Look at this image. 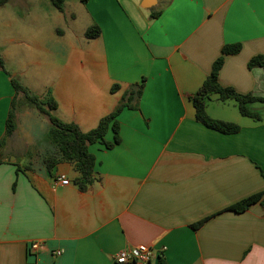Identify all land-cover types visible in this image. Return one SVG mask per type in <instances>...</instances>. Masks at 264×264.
Instances as JSON below:
<instances>
[{"label": "crops", "instance_id": "crops-1", "mask_svg": "<svg viewBox=\"0 0 264 264\" xmlns=\"http://www.w3.org/2000/svg\"><path fill=\"white\" fill-rule=\"evenodd\" d=\"M144 1L83 3L89 27L101 29L90 40L103 54L92 47L79 62L84 70L57 71L46 87L56 116L88 131L143 84L139 109L118 115L120 142L89 145L96 180L86 191L71 163L49 171L27 159L16 114L15 131L0 145V264H113L119 250L139 244L165 248L150 264H264V207L228 209L264 191V114L240 118L236 105L212 94L208 114L240 126L224 133L197 120L191 98L223 46L235 43L241 49L224 56L221 84L264 97V69L248 67L264 53V0ZM3 59L0 141L16 96V73ZM214 100L223 106L211 109ZM105 139L114 140L112 128ZM61 175L68 184L56 183Z\"/></svg>", "mask_w": 264, "mask_h": 264}, {"label": "rangeland", "instance_id": "rangeland-1", "mask_svg": "<svg viewBox=\"0 0 264 264\" xmlns=\"http://www.w3.org/2000/svg\"><path fill=\"white\" fill-rule=\"evenodd\" d=\"M63 7V11L58 10L51 0H9L0 7V56L5 58L6 67L16 73V79L31 93H42L39 96L43 99L51 94L46 87L57 79V71L84 70L79 62H84L86 51L92 47L96 46L97 53L103 54L102 46L95 45L85 35L89 17L83 2L65 0ZM212 102L215 103L211 109L223 106L220 101ZM228 102L233 107L236 105V115L242 118L237 103ZM262 106L258 102L252 105L264 114ZM16 114L19 130L29 143L28 150L32 151L31 158L27 159L38 165L53 147L48 136L52 123L22 93L17 99ZM52 114L56 116L54 110ZM18 144L21 145L20 140ZM18 161L21 163L22 159Z\"/></svg>", "mask_w": 264, "mask_h": 264}, {"label": "trees", "instance_id": "trees-1", "mask_svg": "<svg viewBox=\"0 0 264 264\" xmlns=\"http://www.w3.org/2000/svg\"><path fill=\"white\" fill-rule=\"evenodd\" d=\"M8 1L9 0H0V7L5 5ZM51 1L58 10H64L63 5L65 0ZM81 1L83 3L87 2V0ZM100 33V27L94 24L86 30L85 35L88 39H94L97 38ZM240 49V43L224 45L222 48V55L213 63L211 74L206 77L200 90L191 96L196 110L197 120L209 128L224 133H236L240 130V126L234 122L213 118L208 114L206 104L212 94H217L218 99L221 101L234 100L243 116L258 120L261 118L260 113L250 108L249 105L256 102L264 103V97L256 96L252 93H240L234 87L221 84L219 80V70L224 63V56L228 54H236ZM4 64V59L0 56V67L5 70ZM248 67H262L264 69V53L253 56L248 62ZM11 82L14 86L16 96L12 101L11 109L6 121V132L0 141V145L3 144L16 129L17 95L22 93L26 97V100L40 113L47 115L52 123L48 136L53 147L43 156V163L49 171L61 161L71 163L75 171L78 173L74 178V183L78 185L81 191H86L96 180L94 169L96 158L95 155L89 151V145L101 142L108 148H111L118 144L121 139L119 135L118 115L126 107L139 109L137 102L143 92V84L132 86L122 96L118 105L109 114L100 119L95 128L84 131L77 123L63 121L52 114V111L57 108L58 104L51 94H47V98L43 99L39 95L31 93L30 90L15 77H11ZM117 87L119 86L114 85L112 90H115ZM109 128H112L114 131L113 141H107L105 139ZM255 203H260L264 207V191L243 198L228 209L242 212ZM203 222L204 220L200 221L197 225H200ZM159 261V264H165L162 258Z\"/></svg>", "mask_w": 264, "mask_h": 264}, {"label": "built area", "instance_id": "built-area-1", "mask_svg": "<svg viewBox=\"0 0 264 264\" xmlns=\"http://www.w3.org/2000/svg\"><path fill=\"white\" fill-rule=\"evenodd\" d=\"M69 181L66 176L61 175L57 178L56 183L68 184ZM30 248L32 250H38L40 248L39 242L33 241ZM164 249L163 247L161 250H156L145 244L125 247L113 256V264H150L153 259L163 256ZM55 253L60 254L59 251Z\"/></svg>", "mask_w": 264, "mask_h": 264}, {"label": "water", "instance_id": "water-1", "mask_svg": "<svg viewBox=\"0 0 264 264\" xmlns=\"http://www.w3.org/2000/svg\"><path fill=\"white\" fill-rule=\"evenodd\" d=\"M155 0H145L143 3L144 7H151L152 5H154Z\"/></svg>", "mask_w": 264, "mask_h": 264}]
</instances>
